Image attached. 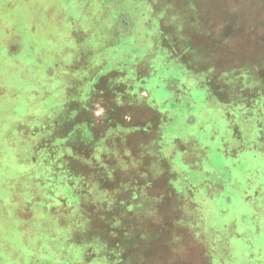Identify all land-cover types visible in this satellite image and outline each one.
<instances>
[{
    "label": "rangeland",
    "instance_id": "rangeland-1",
    "mask_svg": "<svg viewBox=\"0 0 264 264\" xmlns=\"http://www.w3.org/2000/svg\"><path fill=\"white\" fill-rule=\"evenodd\" d=\"M0 227V264H264V0H0Z\"/></svg>",
    "mask_w": 264,
    "mask_h": 264
},
{
    "label": "crops",
    "instance_id": "crops-1",
    "mask_svg": "<svg viewBox=\"0 0 264 264\" xmlns=\"http://www.w3.org/2000/svg\"><path fill=\"white\" fill-rule=\"evenodd\" d=\"M23 54L22 51H18V53H14L11 54V56H9L7 58V64L9 65V67L11 68H25L26 67V61L23 59V55L21 56V54ZM25 54V53H24ZM0 233L3 236L0 239V262H10V260L7 259V256L11 255V249H10V244H11V238L9 236V229L6 227H0ZM7 243V244H5ZM10 243V244H9ZM20 245L19 242H16ZM20 249V248H19ZM17 249L18 254L20 253V250ZM15 251H13L14 253ZM42 251L39 250L35 256L37 254H41ZM25 255V249L21 250L20 255Z\"/></svg>",
    "mask_w": 264,
    "mask_h": 264
}]
</instances>
